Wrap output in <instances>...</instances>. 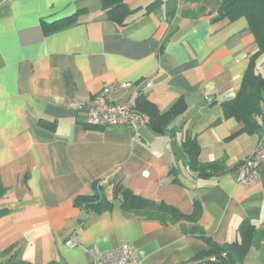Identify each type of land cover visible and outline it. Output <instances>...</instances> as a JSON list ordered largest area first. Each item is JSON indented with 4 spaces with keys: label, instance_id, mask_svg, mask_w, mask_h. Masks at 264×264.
Wrapping results in <instances>:
<instances>
[{
    "label": "crops",
    "instance_id": "crops-1",
    "mask_svg": "<svg viewBox=\"0 0 264 264\" xmlns=\"http://www.w3.org/2000/svg\"><path fill=\"white\" fill-rule=\"evenodd\" d=\"M123 2L137 8L124 25L108 17L103 0L0 5V264L16 255L30 264H92L96 253L124 243L138 264H193L210 249L190 233V223L149 218L119 199L101 213L76 205L95 181L110 200L121 182L185 214L198 199L199 226L218 246L240 241L248 219L259 238L244 264H264V164L254 185L240 182L261 132L234 136L242 125L223 108L259 50L247 18L217 20L221 0ZM79 10L78 23L45 33L44 23ZM257 71L264 75V54ZM111 85L115 104L142 92L161 110L183 96L187 110L166 132L154 133L146 126L90 125L85 111L67 107ZM186 135L199 144L202 163H218L217 173L191 172L181 148Z\"/></svg>",
    "mask_w": 264,
    "mask_h": 264
},
{
    "label": "trees",
    "instance_id": "trees-1",
    "mask_svg": "<svg viewBox=\"0 0 264 264\" xmlns=\"http://www.w3.org/2000/svg\"><path fill=\"white\" fill-rule=\"evenodd\" d=\"M104 7H108V17L119 25H124L127 17L136 12L137 8L129 7L123 0H103ZM82 10L67 18L53 23H44L46 34H50L78 23ZM246 17L253 31L259 50L252 55L249 68L243 78L242 85L236 97L223 104L226 117H235L242 125L241 133H259L264 129V75L257 71V60L264 54V0H221L217 10V20L228 19L230 21L239 17ZM136 109L146 120V127L154 133L166 132L173 121L185 114L187 102L183 96L178 98L168 109L161 110L158 105L151 101L145 93H139L135 98ZM44 127L54 128L55 123L40 120ZM132 128V127H131ZM233 136V137H234ZM183 152L189 157V169L193 173L209 177L213 172L217 173V162L202 163L199 160L201 149L196 139L189 135L181 141ZM173 172V171H172ZM173 181H179L177 176ZM130 211L141 212L149 218L160 220L164 223L184 222L190 223V233L195 234L210 242V249L193 258V264H244L245 258L254 243L259 238L257 227L250 221L245 220L240 226L241 240L218 246L205 237L199 226L203 208L198 199L194 200V210L191 214L183 213L176 206L164 201L156 202L134 193L123 183H116L113 190V199H108L104 188L99 181L93 183V193L82 194L75 199V204L84 206L89 210L101 213L113 207L116 200ZM188 231V229H187ZM6 264H30L13 256Z\"/></svg>",
    "mask_w": 264,
    "mask_h": 264
},
{
    "label": "built area",
    "instance_id": "built-area-1",
    "mask_svg": "<svg viewBox=\"0 0 264 264\" xmlns=\"http://www.w3.org/2000/svg\"><path fill=\"white\" fill-rule=\"evenodd\" d=\"M8 0H0V5ZM131 83H122V87H128ZM150 86L151 82H145ZM114 87L107 86L100 93L92 96L86 101L72 100L67 103V107L77 111H85V122L94 126H146L145 117L137 111L135 100H128L121 104L112 103L109 100L110 92ZM212 102V98L208 99ZM264 164V129L261 132L258 144L253 153L242 163L243 175L240 182L246 186L254 185L258 179L260 167ZM148 176L149 172L142 173ZM73 246V240L68 241ZM92 264H138L135 250L130 243H124L106 253H96Z\"/></svg>",
    "mask_w": 264,
    "mask_h": 264
}]
</instances>
